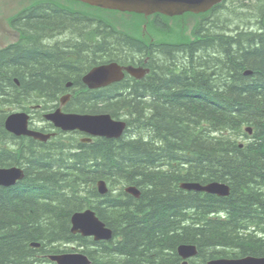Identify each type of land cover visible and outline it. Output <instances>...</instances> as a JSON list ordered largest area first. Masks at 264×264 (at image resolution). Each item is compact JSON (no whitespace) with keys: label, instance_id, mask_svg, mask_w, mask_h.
<instances>
[{"label":"trees","instance_id":"trees-1","mask_svg":"<svg viewBox=\"0 0 264 264\" xmlns=\"http://www.w3.org/2000/svg\"><path fill=\"white\" fill-rule=\"evenodd\" d=\"M232 2L202 20L199 41L181 46L148 47L105 18L53 1L15 19L24 39L0 52V167L26 174L0 188V264H54L48 257L66 253L63 243L83 247L93 264H182V244L198 246L190 264L264 256V0ZM147 56L152 74L142 80L126 77L101 90L82 82L90 68ZM67 92L68 111L124 118L125 135L41 144L5 130L10 104L49 106ZM245 126L255 136L241 148ZM8 142L18 150L2 149ZM99 179L112 189L136 185L141 196H101ZM191 181H222L231 194L180 188ZM87 208L113 229V240L71 232L72 214Z\"/></svg>","mask_w":264,"mask_h":264},{"label":"water","instance_id":"water-1","mask_svg":"<svg viewBox=\"0 0 264 264\" xmlns=\"http://www.w3.org/2000/svg\"><path fill=\"white\" fill-rule=\"evenodd\" d=\"M92 6L101 7L104 9L119 10L122 12H135L149 16L154 13H162L169 16L183 14L185 12H206L215 4L222 0H76ZM131 75L140 78L144 72L139 69L125 68ZM124 68L116 63L99 66L93 69L84 77V82L91 88L106 86L109 83L119 82L123 79ZM67 100V99H66ZM65 100V101H66ZM46 119L57 128L64 131H79L91 135L93 137H103L108 139H120L127 127V123L119 120L114 121L109 114H66L58 110L54 114L46 116ZM8 125L12 132L16 134L27 133L28 117L24 114H16L8 119ZM37 140L47 142L51 135L42 133L32 134ZM91 139H86L84 142H89ZM23 173L17 167L0 168V185L12 186L22 179ZM183 189L196 192H208L225 197L230 193V188L224 184L217 182L207 186H201L197 183H186ZM134 192L136 196L141 195L140 191L133 187L127 189ZM107 188L102 185L100 192L104 195L107 193ZM72 227L73 234H80L83 237H94L95 241H107L112 239L113 231L108 228L102 220L97 216L96 212L89 210L86 213L75 216ZM33 246H39L34 244ZM197 254V250L190 245H182L179 250V255L183 259H188ZM51 261L57 264H90L86 254H61L49 257ZM184 264H187L186 262ZM209 264H264V257L256 258L248 256L241 259H217L209 262Z\"/></svg>","mask_w":264,"mask_h":264},{"label":"bare ground","instance_id":"bare-ground-1","mask_svg":"<svg viewBox=\"0 0 264 264\" xmlns=\"http://www.w3.org/2000/svg\"><path fill=\"white\" fill-rule=\"evenodd\" d=\"M68 98V96H62V97H59V99L56 101H54V102H51V104L49 105V106H47V103H44L43 105H41L40 107H39V109H38V103L35 101V100H33L32 102H31V105L29 106V107H31V109H28V108H26V110H19V111H17V112H11V109H9V107H12L13 108V106H14V104L12 103V104H10V106H8V107H6V108H4V109H6V111L8 112V114H7V116H6V118H5V124H4V128H5V130L9 133V134H11V135H13V136H15L16 138H20V140H24V142H25V140H29V139H32V140H34V141H36V142H39V143H47V142H49V141H52L53 140V142L54 143H57L59 140H64V139H67V137H68V135L65 133V132H63L62 130H60V129H58L57 127H54L56 130H58V132L59 133H61V135H58V138L57 139H54L55 138V134H53V133H46V132H42V131H39V130H36V129H33L32 127H31V122H32V120H36V119H31L32 117H31V115L32 114H36V113H39L41 116H42V120H44L45 121V119H46V116L47 115H50V114H54L55 112H57L58 110H61L62 109V107H63V105H64V102H65V100ZM16 105V104H15ZM34 106V107H33ZM24 109H25V107H24ZM16 114H24V115H26L27 117H28V132L27 133H20V134H16V133H14V132H12L11 131V129L9 128V125H8V119H9V117H11V116H13V115H16ZM80 114H84V113H80ZM107 114H109V113H107ZM111 115V114H110ZM112 116V115H111ZM113 117V116H112ZM115 118V117H114ZM115 119H119V118H115ZM47 122H49V123H51L50 121H47ZM52 124V123H51ZM37 132H39V133H42V134H44V135H51V138L47 141V142H42V141H39V140H37L34 136H32V134H35V133H37ZM243 136L241 137V139H240V147L241 148H243V147H245V146H247L248 144H250L252 141H253V139H254V133H255V129H254V127H252V126H245L244 128H243ZM83 133V132H82ZM84 134V136H87V134L86 133H83ZM245 138H246V140H245ZM52 139V140H51ZM242 140H245L246 142H244V143H241V141ZM15 147V148H14ZM2 149H7V150H10V151H13V152H16L17 150H18V148L16 147V145H14V144H12L11 142H8L7 144L6 143H2V147H1ZM12 149H14V150H12ZM39 150H40V147L38 148ZM11 167H17V168H19L21 171H22V173H23V177H22V179H20L15 185H12V186H8V187H6V186H1L0 185V188H11V187H14V186H16L19 182H21L22 180H24L25 179V170L23 169V167H19V166H11ZM192 182V181H191ZM219 182H222V181H219ZM186 183H189V182H181L180 183V188L181 189H183V185L184 184H186ZM102 185H104L106 188H107V193L106 194H102L101 192H100V187L102 186ZM123 186V187H122ZM122 186H119V185H117V187H113V189H112V186L110 185V183H108V181H106L105 179H99L98 181H97V183H96V188H97V191H98V194H100L101 196H105V195H107L108 193H110V192H113V194L114 195H116V194H118V192L120 191V190H123L124 191V193H126V194H128V195H130V196H132V197H134V198H140V196L141 195H139V197L138 196H136L135 194H134V192H132V191H129V190H127V189H132L133 187H135V188H137L139 191H140V193H141V189L138 187V186H136V185H128V184H124V185H122ZM203 194H209L210 195V193H208V192H203ZM89 210H93V211H95L94 209H92V208H87V209H85V210H83V211H77V212H75V213H73L72 214V216H71V220H70V223H71V231H72V227H73V224H74V221H75V219H76V217L75 216H77L79 213L80 214H83V213H86L87 211H89ZM96 212V211H95ZM96 214H97V212H96ZM98 215V214H97ZM214 217H216V218H219V217H221V213H214V214H212ZM104 222V221H103ZM104 224L107 226V224L104 222ZM108 228H110L109 226H107ZM110 229H112V228H110ZM112 231H113V229H112ZM238 232H240L241 234L242 233H244L245 232V229L244 228H240L239 230H238ZM113 238H114V231H113V237H112V239H110V240H107V241H104V240H102V241H95L94 239H93V241H95V243L97 242H102V243H104V242H109V241H111V240H113ZM116 240V239H115ZM118 241V240H117ZM37 245H39L38 247L37 246H35V247H37V248H39L40 247V244L39 243H37ZM73 245H77V244H73V243H63V244H61V245H59V246H61V247H63L64 249H65V247H68L69 246V248H72V246ZM183 245V244H182ZM182 245H179L178 246V248H177V253H178V255H179V250H180V247L182 246ZM188 245H190V246H192V247H194L195 248V250H197V254L195 255V256H193L192 257V260H195L197 257H198V255H199V249H198V246L196 245V244H188ZM65 251H67L66 253H73V252H75V250H72V249H65ZM94 251H98V246L97 245H95L94 244ZM86 254V253H85ZM87 255V254H86ZM87 257H88V259H89V261H90V264H93V259L89 256V255H87ZM243 258V257H242ZM214 259H209L208 261H207V263H209V262H211V261H213ZM103 262H104V260H103ZM54 264H57V263H54Z\"/></svg>","mask_w":264,"mask_h":264},{"label":"flooded vegetation","instance_id":"flooded-vegetation-1","mask_svg":"<svg viewBox=\"0 0 264 264\" xmlns=\"http://www.w3.org/2000/svg\"><path fill=\"white\" fill-rule=\"evenodd\" d=\"M232 4L235 5L236 3H233L230 1V2H227L225 5L228 8H231ZM213 11H214V9L211 11V13L208 16L206 15L203 18L206 19V18L211 17ZM9 12H10L9 10H5V9L0 7V49H2L3 51L5 48L10 46L11 44L18 42L19 39L21 38L19 32H17V30L20 31L21 29L19 27L15 26V20H14L13 24L18 29L15 28L14 26L13 27L11 26L13 16L10 18ZM189 17H191V15H184V16H178V17H167V16H164L161 14H155V15L150 16L148 18V21H149V24L151 23L153 31H152V33L149 34L150 42L148 44V47L151 45H155V42H154L155 37H156L155 32H161L162 30L163 31H170V30L173 31L179 27V26L175 25L176 22L181 23L182 27H184L186 24H183V23H184L185 19H187ZM9 18H10V20H9ZM6 22H7V24L5 25ZM201 22L195 24L194 26L191 25V27L189 28V32H188L187 36L185 34H182L181 38L170 40V41H162V43H156V44H164V45H170V46H181V45H190L192 43H195V42L200 40V37L197 34V30H198V26L201 24ZM21 41H23V40H21ZM2 50L0 52H2ZM112 62H116V61L112 60L109 63H112ZM137 63L127 62V64L146 67L149 71L147 76H150L152 74V68L150 67L151 59L149 56H147L145 58V60H142V62H137ZM87 72L88 71H86L82 75V77H81L82 82H83V77L87 74ZM126 77H128V76H126ZM144 78H142V79H144ZM83 84H84V82H83ZM84 86H86V85L84 84ZM62 96H68V97L71 96V98H72L73 94L71 92H67L66 94L61 95L59 97H62ZM31 117H32L31 119H35L34 114H32ZM36 122H37V120L36 121L32 120V122H31V127L33 129H36V130H39L42 132H46V133H53V134H55L54 139H57L58 135H61V133H59L58 130H56L53 127V125H51V123L44 122V120H41L40 124H39V121L37 123ZM48 128H50V129H48ZM45 129H47V130H45ZM43 130H45V131H43ZM80 133L84 136V134L82 132H80ZM22 141L24 142V140H21V142ZM41 144H46V143H41Z\"/></svg>","mask_w":264,"mask_h":264},{"label":"rangeland","instance_id":"rangeland-1","mask_svg":"<svg viewBox=\"0 0 264 264\" xmlns=\"http://www.w3.org/2000/svg\"><path fill=\"white\" fill-rule=\"evenodd\" d=\"M32 0H0V3L3 7V9L5 10H9L10 12H15L17 11L20 7H22L23 5H27L28 3H30ZM62 4H66L70 7L76 8V9H82L85 10L88 13H92L96 16L105 18L106 20H108L109 22L113 23L114 25L118 26V27H125L126 29L129 28H136L137 29V25L141 24V27L144 29V25H145V20L143 19H138L132 15L129 14H122V13H118V12H111V11H105V10H97L95 8H91V7H85L76 3H72L66 0H59ZM193 18L189 17L187 19H185L183 24H186L184 27H182L181 23L176 22L175 25L179 26L177 29L173 30L171 33L169 34H164V33H160V32H155V35L157 38L160 39H164V40H169V39H178L179 36H181L182 34H185L186 36L188 35L189 32V28L191 27V24L193 23ZM182 28H181V27ZM145 30L147 31V34L152 33L153 29H152V25L149 24ZM32 102V101H31ZM31 102H26V101H21L20 103H16V105L12 107H9V109H11V112H17L19 110H26V108L31 109V107H29L31 105ZM25 107V109H24ZM35 119L37 120V122L42 120L40 118V115L38 113L35 114ZM35 120V121H36ZM36 122V123H37ZM246 140V138H245ZM245 140H242L241 143L246 142ZM65 249H72L75 251L78 250H83V247H80V245H73L72 248L65 247ZM119 261V259H117ZM104 261H107V259H104ZM108 264H110L108 262ZM111 264H114V262H111Z\"/></svg>","mask_w":264,"mask_h":264}]
</instances>
